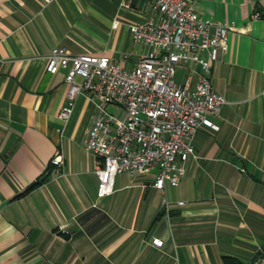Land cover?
<instances>
[{"label":"crops","instance_id":"crops-1","mask_svg":"<svg viewBox=\"0 0 264 264\" xmlns=\"http://www.w3.org/2000/svg\"><path fill=\"white\" fill-rule=\"evenodd\" d=\"M195 3L231 28L212 73L227 100L219 129L196 131L178 186L123 172L99 197L84 146L95 106L79 95L59 118L65 72H47V57L62 46L133 69L148 48L129 24L153 14L148 0H0V264H264V0Z\"/></svg>","mask_w":264,"mask_h":264},{"label":"built area","instance_id":"built-area-1","mask_svg":"<svg viewBox=\"0 0 264 264\" xmlns=\"http://www.w3.org/2000/svg\"><path fill=\"white\" fill-rule=\"evenodd\" d=\"M148 2L153 14L129 24L133 41L148 48L133 69L121 68L107 55H72L62 46L53 47L47 57V72H65L66 102L59 118L71 117L79 95L95 106L84 146L97 158L99 197L114 192L116 176L123 172L154 170L155 188L178 186L187 161L196 157V131L219 129L213 117L227 102L214 88L212 73L231 28L202 18L195 0ZM178 67L187 71L182 80ZM110 104L122 107L126 118L116 117ZM52 163L61 164L60 156ZM152 244L162 247L164 242L155 238Z\"/></svg>","mask_w":264,"mask_h":264},{"label":"rangeland","instance_id":"rangeland-1","mask_svg":"<svg viewBox=\"0 0 264 264\" xmlns=\"http://www.w3.org/2000/svg\"><path fill=\"white\" fill-rule=\"evenodd\" d=\"M187 74V71L185 68L178 67V80H182L184 76ZM108 109L115 114L116 117L119 119H125L126 118V112L125 110L114 104H110L108 106Z\"/></svg>","mask_w":264,"mask_h":264},{"label":"trees","instance_id":"trees-1","mask_svg":"<svg viewBox=\"0 0 264 264\" xmlns=\"http://www.w3.org/2000/svg\"><path fill=\"white\" fill-rule=\"evenodd\" d=\"M261 16H263V15H261ZM45 178H46V176L43 179L35 181L34 183H32L27 188V191H30V190L34 189L35 187H37L38 185H40L44 181ZM262 255L264 257V253ZM222 264H244V263H243V261H241L240 259H238L236 257L227 256V257H224Z\"/></svg>","mask_w":264,"mask_h":264}]
</instances>
